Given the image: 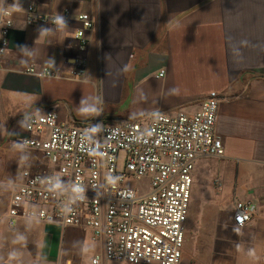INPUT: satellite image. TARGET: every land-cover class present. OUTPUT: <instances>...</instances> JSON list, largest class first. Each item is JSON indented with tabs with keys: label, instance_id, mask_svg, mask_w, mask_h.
Segmentation results:
<instances>
[{
	"label": "crops",
	"instance_id": "1",
	"mask_svg": "<svg viewBox=\"0 0 264 264\" xmlns=\"http://www.w3.org/2000/svg\"><path fill=\"white\" fill-rule=\"evenodd\" d=\"M13 14L0 55V214L21 172L44 165L21 150L24 118L53 109L59 122L147 121L155 114L195 113L218 95L215 134L224 156L196 162L179 264H264V0H0ZM41 14L86 13L94 19L85 52L80 25H25V8ZM73 60H85L74 77ZM34 66L57 77L25 74ZM164 70L162 78L158 73ZM219 179L221 187L213 185ZM237 203L254 207L242 228ZM125 264L103 258L90 231L36 220L0 221V264Z\"/></svg>",
	"mask_w": 264,
	"mask_h": 264
},
{
	"label": "built area",
	"instance_id": "2",
	"mask_svg": "<svg viewBox=\"0 0 264 264\" xmlns=\"http://www.w3.org/2000/svg\"><path fill=\"white\" fill-rule=\"evenodd\" d=\"M14 0H6V2ZM80 25L73 38L85 52L94 19L86 13L41 14L29 3L25 25L65 28ZM14 20L8 4L0 7V55L8 48ZM71 75L85 73V60H73ZM25 74L57 77L48 68L30 66ZM164 70L158 78L164 76ZM218 95L211 92L193 114L182 111L155 114L149 120L108 123L100 116L73 124L61 123L53 109L23 120L25 136L16 139L21 150L41 152L45 163L21 172L5 215L36 220L62 228L90 231L103 240V258L125 264H179L185 224L191 203L193 172L204 158H222L221 139L215 134ZM145 182L137 189L135 183ZM213 185L221 187L219 179ZM254 207L237 203L233 223L242 228ZM99 257L92 260L98 264ZM31 264H43L32 262Z\"/></svg>",
	"mask_w": 264,
	"mask_h": 264
},
{
	"label": "rangeland",
	"instance_id": "3",
	"mask_svg": "<svg viewBox=\"0 0 264 264\" xmlns=\"http://www.w3.org/2000/svg\"><path fill=\"white\" fill-rule=\"evenodd\" d=\"M135 187H136L137 189L145 188V182H143V181H138V182L135 183Z\"/></svg>",
	"mask_w": 264,
	"mask_h": 264
}]
</instances>
